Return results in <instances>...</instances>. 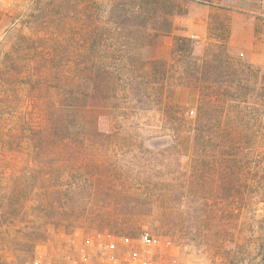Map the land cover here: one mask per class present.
I'll list each match as a JSON object with an SVG mask.
<instances>
[{
    "label": "rangeland",
    "instance_id": "rangeland-1",
    "mask_svg": "<svg viewBox=\"0 0 264 264\" xmlns=\"http://www.w3.org/2000/svg\"><path fill=\"white\" fill-rule=\"evenodd\" d=\"M168 10L164 21L159 16ZM200 19L205 34L193 36ZM167 22L171 29L162 33ZM92 30L108 35L103 47L87 36ZM177 36L194 39L196 57L212 58L214 44L226 43L239 62L231 84L254 94L259 105L245 119L260 133L225 150L209 133L217 128L215 111L197 122L200 109H215L210 91L230 83H215L220 69L209 67L211 83L202 89L184 80L185 72L200 74L188 69L185 51H174ZM21 37L41 52L24 54ZM124 43H143L144 68L167 66L182 82L167 83L159 98L117 71L118 55L132 59L117 52ZM12 48L49 60L59 79L42 99L12 104L8 124L28 123L45 140L40 151L34 140L0 155V264L63 260L86 237L142 231L157 240L150 248L157 264H264V0H0V57ZM95 59L115 71L103 98L90 73ZM84 61L87 77L79 72Z\"/></svg>",
    "mask_w": 264,
    "mask_h": 264
},
{
    "label": "trees",
    "instance_id": "trees-1",
    "mask_svg": "<svg viewBox=\"0 0 264 264\" xmlns=\"http://www.w3.org/2000/svg\"><path fill=\"white\" fill-rule=\"evenodd\" d=\"M170 11L168 10L164 12V14L160 15L159 17L162 20L167 21V15ZM155 13L156 12L154 11V13H152V16ZM127 26L130 27V25ZM140 26L144 30L146 29V23ZM170 29L171 25L169 24V22H167L166 27L162 31V33H167L170 31ZM155 30L156 29H154V32H152L153 36H157L158 34V31ZM89 33L90 34H87V36H90L91 34L93 35V38L95 36H98V39L94 38V40L98 42V45L103 47L104 43L102 42H104L105 40L104 36L108 35H106L105 32H98L93 30ZM101 38H103V40H101ZM174 41V51L178 50V52H186L185 56L189 58L188 69H190L191 66L192 69H194V72H199L200 74V76L198 77V73L195 74L185 72L187 79L184 80H188L189 83H191L193 80H197V87L199 89H202L201 82L208 81L209 83H211L208 76L206 75L207 68L209 67L212 74L216 73L218 69H220V73L214 80L215 83L223 81L231 84V82H233V76L235 75L234 68L235 65H237L239 62L235 60L231 55H229L226 50L225 42L214 44V46L218 48V52L216 55L211 56L212 58H203L193 55L194 39L192 37L177 36L175 37ZM20 42L24 43L22 46L23 49L28 47V49L24 50V54L32 55L34 53L41 52V50H39L38 48L33 49L31 47V44L29 43L30 41L24 39L23 37L19 38V41L17 43ZM142 47L143 43H140L138 44V46L133 47L131 45L126 46V43L120 44L117 52L129 54V57H132V59H122V55H118V60H115L116 62H113L112 64L116 65L117 71L125 70V73L128 72L130 74V79L138 78L141 79L143 85L149 84L146 86V88L152 89L154 91L157 90L156 92H159L160 98V96H162L163 94L165 85L167 83H172V81L174 82L175 80H179L181 77L180 75H178V79H174L173 75L167 73L168 67L164 65H160L158 69L155 67L156 65L153 66V70H151L153 72H151L149 69H145L143 66L145 65V63L140 57ZM24 54H20L18 50L12 48L10 51L2 53V56L0 57V155L6 154V157H8L11 152L16 150L15 148H23V145L26 142H32L33 145L34 140L39 141L37 150L40 151V148L42 147L41 143L45 140L41 137H38L40 134L39 130H30L28 127V123L24 124L12 121V123L8 124L9 119L13 117V113L15 112V106L12 105L13 101L20 99L23 100L25 97H31L36 100L42 99V93L44 89L47 88L52 80L59 79V75L57 74L55 75V77H53L54 73L50 70V66L47 62L49 60L43 59L42 57L38 58L36 56L30 59L31 56L25 57ZM92 64H94V66L90 71L89 62L84 61L82 65H79V72L82 73L83 77H87L85 71H90V73L93 74L92 78L95 81L94 88L96 86L97 88L101 86L99 90V96L100 98H103L107 95V92H111L112 87H114L115 71L114 73L113 71L109 72V68L111 66L110 62L108 63L109 67H107V65L103 61H99L96 59L92 61ZM134 72H136L134 74L135 77L132 76V73ZM146 80L148 81L146 82ZM151 82L152 84H150ZM178 82L180 83L182 81L179 80ZM70 84L73 85L75 84V82L72 81V83ZM230 84L228 85V89H225L226 91H221L218 89L210 91L209 101L211 100V105H213L215 109L209 106V108L200 109L197 114V122L202 123L206 119V115L208 112L215 111L216 119L218 120L217 128L215 130L218 131L211 130L209 131V133L212 135L214 132H216V134L221 137V139L223 140L222 148L225 150L229 148L227 142L232 143L233 145L236 144L240 147V145L248 142L251 135L259 132L257 130H252L251 127H248L245 119L248 111H253L254 105H259V103L253 101L254 94H246L245 92L241 93L239 90H237V87L235 88L234 85ZM249 84L250 83H246L245 87L251 88L254 92L256 90L255 86ZM150 85H152L153 87H150ZM67 90L69 92H72L71 89ZM203 94L204 93L200 91L201 97L204 96ZM81 96H83V94H81ZM73 98L75 99L76 95H74ZM71 112H73L72 109H70V113ZM51 114H53V112L50 113L49 110L45 111V117L48 118L50 122H55L54 124H56L54 116H52ZM66 115L67 114H65L64 111V113L61 114L59 118L63 120ZM21 134H26V136L30 135V137H24L26 139L21 141V139L23 138V135ZM202 134L203 132L201 133V135ZM223 162L226 161H224L223 159Z\"/></svg>",
    "mask_w": 264,
    "mask_h": 264
},
{
    "label": "built area",
    "instance_id": "built-area-1",
    "mask_svg": "<svg viewBox=\"0 0 264 264\" xmlns=\"http://www.w3.org/2000/svg\"><path fill=\"white\" fill-rule=\"evenodd\" d=\"M156 243L147 231L136 237L107 238L97 234L86 237L82 245L63 260L38 258L33 264H157L150 255V248Z\"/></svg>",
    "mask_w": 264,
    "mask_h": 264
},
{
    "label": "crops",
    "instance_id": "crops-1",
    "mask_svg": "<svg viewBox=\"0 0 264 264\" xmlns=\"http://www.w3.org/2000/svg\"><path fill=\"white\" fill-rule=\"evenodd\" d=\"M198 24H199L198 26H199V29H200L199 30V33L192 32L193 36H195V35L196 36H198V35L202 36L203 34H205V30H206V26H207V21L205 19H200Z\"/></svg>",
    "mask_w": 264,
    "mask_h": 264
}]
</instances>
